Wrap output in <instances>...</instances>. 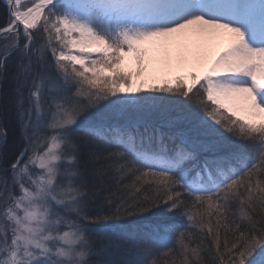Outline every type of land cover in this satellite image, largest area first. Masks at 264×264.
<instances>
[{
	"label": "snow or ice",
	"instance_id": "1",
	"mask_svg": "<svg viewBox=\"0 0 264 264\" xmlns=\"http://www.w3.org/2000/svg\"><path fill=\"white\" fill-rule=\"evenodd\" d=\"M4 6L0 264H264V0Z\"/></svg>",
	"mask_w": 264,
	"mask_h": 264
},
{
	"label": "trees",
	"instance_id": "2",
	"mask_svg": "<svg viewBox=\"0 0 264 264\" xmlns=\"http://www.w3.org/2000/svg\"><path fill=\"white\" fill-rule=\"evenodd\" d=\"M7 22L4 2L0 0V25ZM9 81L0 83V125L7 129L8 143L5 146V151L10 155L18 152L23 147L20 140V128L15 116V110L10 100ZM159 221L152 215H146L144 218H128L124 222V227L131 232H135L138 236H143L150 230L152 224Z\"/></svg>",
	"mask_w": 264,
	"mask_h": 264
},
{
	"label": "rangeland",
	"instance_id": "3",
	"mask_svg": "<svg viewBox=\"0 0 264 264\" xmlns=\"http://www.w3.org/2000/svg\"><path fill=\"white\" fill-rule=\"evenodd\" d=\"M18 121V120H17ZM19 123V122H18ZM18 126H19V124H18ZM19 128H20V126H19ZM20 140H21V142H22V145H23V141H22V137H21V131H20Z\"/></svg>",
	"mask_w": 264,
	"mask_h": 264
},
{
	"label": "water",
	"instance_id": "4",
	"mask_svg": "<svg viewBox=\"0 0 264 264\" xmlns=\"http://www.w3.org/2000/svg\"><path fill=\"white\" fill-rule=\"evenodd\" d=\"M4 2V0H2Z\"/></svg>",
	"mask_w": 264,
	"mask_h": 264
}]
</instances>
